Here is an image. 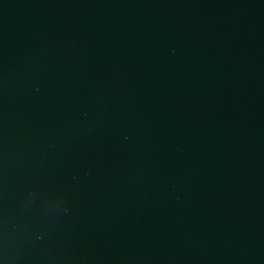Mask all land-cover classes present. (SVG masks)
Returning a JSON list of instances; mask_svg holds the SVG:
<instances>
[{
  "label": "water",
  "instance_id": "obj_1",
  "mask_svg": "<svg viewBox=\"0 0 264 264\" xmlns=\"http://www.w3.org/2000/svg\"><path fill=\"white\" fill-rule=\"evenodd\" d=\"M0 264H264V0H0Z\"/></svg>",
  "mask_w": 264,
  "mask_h": 264
}]
</instances>
